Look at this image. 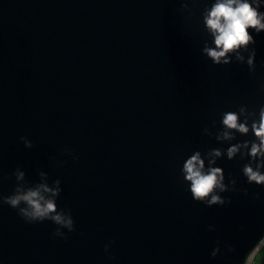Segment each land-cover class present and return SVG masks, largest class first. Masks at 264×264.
Segmentation results:
<instances>
[{
    "label": "water",
    "instance_id": "water-1",
    "mask_svg": "<svg viewBox=\"0 0 264 264\" xmlns=\"http://www.w3.org/2000/svg\"><path fill=\"white\" fill-rule=\"evenodd\" d=\"M215 2L0 0V196L59 180L57 212L71 209L75 225L54 238L53 221L27 223L0 204V264H245L264 237V186L243 173L264 163L250 155L264 107V31L248 29L255 42L239 50L243 61L229 53L230 64H214L203 49L215 47L204 22ZM227 111L249 132L217 139ZM196 151L236 189L218 191L230 205L192 198L182 169Z\"/></svg>",
    "mask_w": 264,
    "mask_h": 264
},
{
    "label": "clouds",
    "instance_id": "clouds-1",
    "mask_svg": "<svg viewBox=\"0 0 264 264\" xmlns=\"http://www.w3.org/2000/svg\"><path fill=\"white\" fill-rule=\"evenodd\" d=\"M253 3L249 0H216L210 9L206 10L204 14V22L214 37L215 47L205 46L203 52L212 59L216 65H228L232 61L229 57V53H235L236 59L243 61L244 57L239 54L241 48L247 49L250 43H254V38L249 34L248 29H255L257 34L260 31H264V14L259 9V0H254ZM187 7L186 4L183 5ZM255 51L249 57L247 63L251 70H255ZM243 108L240 112H244ZM222 124L225 130L219 134L216 138L220 140H231L234 138L231 130H237L239 133H248L249 127L247 120L240 122L239 114L235 111H227L223 114ZM252 131L258 138L259 143L253 142L251 145L250 155L253 158L257 156L264 157V107L260 109L259 121L253 122L251 125ZM204 134H208V129L203 130ZM21 141L26 147L32 148L34 145L27 137H21ZM241 147L247 148V142L244 144H236L227 149V156L229 159L233 158ZM63 151L72 155L74 160H79V156L72 150L65 147ZM210 157H220L222 155L221 150H212L209 154ZM55 159V158H53ZM210 164H215V159H211ZM66 162H61V164ZM264 168V163L257 165L254 169L251 165H245L243 173L247 177V182L251 184L255 182L257 185L264 186V174L259 170ZM183 176L186 182H190L189 191L192 194V198L205 204L206 206L219 204L224 206L225 203L231 204V198H222L218 194L225 191L236 192L235 188L228 189L224 184V174L219 167H210L205 169V162L201 158V153L196 151L190 156L183 164ZM17 181H23L25 173L19 168L14 173ZM41 175H44L41 173ZM6 178V177H5ZM235 184V181H232ZM56 187L50 188L47 184H41L36 188H29L27 191L23 190L22 186H17L12 195L0 196V204H7L14 209H18V215L21 216L27 223L44 222L45 220H51L56 225L60 226L53 232V237L60 236L63 239H68V235L60 231V228L68 229V232L75 231L74 219L71 213V209H68L67 213L63 210L57 212V204L55 197L59 195L61 189L59 187L60 181H55ZM245 196H247L248 190L241 189ZM44 193H50L51 198H46ZM253 198L259 200L260 194L254 193ZM25 207H20L21 204ZM214 225H209V230H214ZM115 241H111L109 244L104 245L105 253H109V259H115L114 255L110 254L111 244ZM219 243V241H217ZM229 250H232L229 246ZM264 252V237H262L258 244L248 254L245 264H257L259 254ZM219 253V248H216L211 253V256L215 258Z\"/></svg>",
    "mask_w": 264,
    "mask_h": 264
},
{
    "label": "rangeland",
    "instance_id": "rangeland-1",
    "mask_svg": "<svg viewBox=\"0 0 264 264\" xmlns=\"http://www.w3.org/2000/svg\"><path fill=\"white\" fill-rule=\"evenodd\" d=\"M257 264H264V252H262L261 254H259Z\"/></svg>",
    "mask_w": 264,
    "mask_h": 264
}]
</instances>
